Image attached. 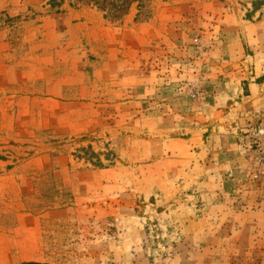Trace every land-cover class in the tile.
Here are the masks:
<instances>
[{"label": "rangeland", "instance_id": "rangeland-1", "mask_svg": "<svg viewBox=\"0 0 264 264\" xmlns=\"http://www.w3.org/2000/svg\"><path fill=\"white\" fill-rule=\"evenodd\" d=\"M116 12L0 0V264H264V0Z\"/></svg>", "mask_w": 264, "mask_h": 264}, {"label": "trees", "instance_id": "trees-1", "mask_svg": "<svg viewBox=\"0 0 264 264\" xmlns=\"http://www.w3.org/2000/svg\"><path fill=\"white\" fill-rule=\"evenodd\" d=\"M107 1L108 0H101L100 2L99 0H95V6L101 9L102 12L107 13L114 18H118L120 16L119 14H116V11H118V9L122 10L127 6L128 8H130L135 2H138V0H132L130 2L129 0H113L112 3H109L106 6ZM120 4H122V6L119 7Z\"/></svg>", "mask_w": 264, "mask_h": 264}, {"label": "crops", "instance_id": "crops-1", "mask_svg": "<svg viewBox=\"0 0 264 264\" xmlns=\"http://www.w3.org/2000/svg\"><path fill=\"white\" fill-rule=\"evenodd\" d=\"M242 91H243V89H242ZM248 93H249V97L247 99H249L250 103H251V106H249V107L251 109L255 110L256 106H257L255 99H262V95L260 94L259 85L256 82L255 83L250 82V84L248 85Z\"/></svg>", "mask_w": 264, "mask_h": 264}, {"label": "built area", "instance_id": "built-area-1", "mask_svg": "<svg viewBox=\"0 0 264 264\" xmlns=\"http://www.w3.org/2000/svg\"><path fill=\"white\" fill-rule=\"evenodd\" d=\"M262 127L263 128H262L261 132L264 133V124L262 125ZM256 144H258V142H256Z\"/></svg>", "mask_w": 264, "mask_h": 264}]
</instances>
